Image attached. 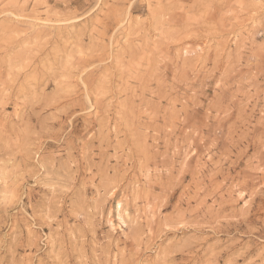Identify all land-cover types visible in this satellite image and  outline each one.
<instances>
[{"label": "rangeland", "instance_id": "obj_1", "mask_svg": "<svg viewBox=\"0 0 264 264\" xmlns=\"http://www.w3.org/2000/svg\"><path fill=\"white\" fill-rule=\"evenodd\" d=\"M0 264H264V0H0Z\"/></svg>", "mask_w": 264, "mask_h": 264}]
</instances>
